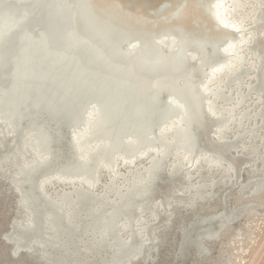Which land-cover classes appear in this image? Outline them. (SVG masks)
<instances>
[{
  "label": "bare ground",
  "instance_id": "1",
  "mask_svg": "<svg viewBox=\"0 0 264 264\" xmlns=\"http://www.w3.org/2000/svg\"><path fill=\"white\" fill-rule=\"evenodd\" d=\"M225 2L177 0L155 6L141 1L133 8L126 0H0V113L24 139L27 135L35 137L44 154L21 177L34 217L17 232L26 244L45 237L46 216L51 215L62 235L79 249L77 232L67 212L48 198L42 186L46 182L51 185L66 182L75 176L82 178L85 174L91 177L101 160L112 161L116 153L126 154L132 160L153 149L146 183L133 184L135 187L132 185L134 188L129 190L126 187V191L119 189L117 202L101 209L99 206V212H95L104 217L105 226L100 227H107L124 247V252L115 259L116 264L127 262L148 244L135 233L121 237L117 225L121 217L131 220L140 212L160 208L157 218L163 213L169 219L171 201L186 194L188 182L195 174L216 168L221 175L219 168L225 166L228 171L222 182L224 186L230 185L237 170L255 159L239 153V148L244 147L247 134L264 139V19L257 13L256 23L247 30L248 37L245 26L225 17L226 11L227 15L238 13L227 9ZM230 3L238 10L241 0ZM171 34H181L183 39L173 42L175 35ZM41 45L50 47L53 55L50 53L49 62H45L47 55H43L42 49L35 48ZM106 48L103 57L100 51ZM191 48L202 52V56L195 53L192 56ZM140 61L144 62L137 64ZM202 68L211 70L218 87L225 83L220 90L224 99L230 102L236 92L245 102L243 111L254 121L250 131L235 130V134L229 135L236 121L232 114L236 113L235 106L225 111V115L224 109L222 112L217 107L219 103L212 105L209 100L206 103L205 93L211 94V89L201 87V79L205 78ZM21 76L25 79H17ZM168 93L172 94L166 96ZM254 97L260 100V105L251 114L250 101L246 100ZM184 98L189 108L182 102ZM91 104L100 110L98 122L94 120L95 132L92 129L96 140L81 156V139L75 138L73 132ZM173 136L186 147L185 153L167 165V158L176 152L178 145L167 140ZM91 150L96 151L95 155L84 156ZM190 151L200 153L195 160L186 161ZM192 154L188 158H193ZM241 157L246 158L243 164L237 160ZM59 172L62 173L57 179H52L54 175L48 177ZM158 181L169 185L159 203L155 201V195L161 191ZM201 186L205 193L214 191L212 185ZM85 191L83 208L90 205V199L92 202L95 199L89 194L90 188L85 187ZM196 196L188 198L191 206L198 201ZM201 198L207 197L203 194ZM238 211L223 212L203 221L204 225L212 231L235 219ZM155 231H151L152 237Z\"/></svg>",
  "mask_w": 264,
  "mask_h": 264
},
{
  "label": "rangeland",
  "instance_id": "2",
  "mask_svg": "<svg viewBox=\"0 0 264 264\" xmlns=\"http://www.w3.org/2000/svg\"><path fill=\"white\" fill-rule=\"evenodd\" d=\"M126 1L130 2L131 7L135 8L134 4L136 5V2L141 1L145 4L153 3L155 6H159V4L166 1L176 2L177 0ZM225 4L230 11L238 12L235 15H227L226 11L225 17L245 26L247 29L244 32L247 36L249 35L247 30L252 28L257 21V13H259L261 20L264 19V0H259V2L258 0H241L238 10L232 6L233 3H230V0H226ZM173 35L175 34H171V37ZM175 36V38L173 37L174 40L171 38L173 42L176 41L175 39L181 40L180 38L183 37L181 34ZM237 37L240 38L241 34H238ZM191 49L192 56H194V53L202 56L201 51V53H198L199 51L196 48ZM100 52L106 53L107 48L102 49ZM102 53L100 56H102ZM105 53L103 57H105ZM192 56L189 55L190 58ZM247 57L251 58L250 56ZM200 58L202 60V57ZM141 62L144 61L137 64ZM202 69L205 72L204 77L206 80L205 78L201 79V87H203L202 89L208 87L211 89V94L205 93L206 103L210 102L209 104L212 105H218L219 103L217 107L221 108L222 112L224 109L223 114L225 115L227 114L225 111L229 108L232 109V105L235 106L233 109L236 113L233 111L232 114L235 115L234 120L236 119V121L233 125L234 130L232 133L229 131V135L235 134V130L236 132L241 130L242 132L250 131L254 121L247 113H244L246 111H243L246 106V104H243L245 102H242L236 92H234V99L230 102L224 99V96L220 94V90L225 88V83L222 82L218 87L216 77L211 76V70ZM219 78L222 79L224 76ZM208 79L211 81L209 82ZM208 82L209 86L206 87ZM182 87H186L185 83H182ZM170 94L172 93H168L166 96ZM177 96L180 99L182 98L179 95ZM246 101H250L248 108L251 109V114H254L253 110L258 108L260 100L254 97L253 100L248 98ZM182 102L187 103V107L189 106L185 98ZM184 103H182L183 106ZM255 104L256 107L254 108ZM220 110L218 109V111ZM99 111L97 105H89L85 111L87 114L84 115L85 117L81 123L77 125L78 127L75 130L71 129V131L74 130L73 136L81 139V149L79 151L81 156L95 144L96 134L92 133V129L95 122H98ZM187 111L189 115V109ZM89 113L92 116H89ZM90 127L92 128L89 134H86ZM167 140L169 143L177 142L178 144L175 148L176 152L166 160L167 165H171L175 159L177 160L178 156L181 157V154L185 153L183 149L186 147H183L182 142L176 140L175 136L173 138L169 137ZM244 140L246 146L239 148V153L251 155L255 159L246 166L243 164L246 158L237 159L243 165L241 169L237 170V174L233 175L232 184L224 186L222 182L228 171L225 166V168H222V166L219 168L221 175L217 173L216 168L212 170L203 169L201 173H197L192 177V181L188 182L186 194L181 195V198L177 200L171 201L170 211L172 213L169 219H167V214L163 213L158 214L160 216L157 218L160 208H156L144 213L140 212L138 216L131 220L126 216L118 220V231L121 237H131L135 233L137 237L146 239L145 242L148 241V244L145 243V247L139 250L135 257L122 264H264V139L247 134ZM136 144L139 147L138 142ZM61 145L65 146V142ZM162 148L166 147L162 146ZM95 152V150H91L84 156L92 157ZM152 152L153 149H149L145 155H138L133 158L134 160H128L129 156L126 154L116 153L112 161L104 162L101 160L98 165L99 168H96L91 177H87L91 174H85L86 176L83 175L85 177L82 176V178L75 176L71 180L69 178L70 182L67 179V183L62 180V183L59 182L54 185L46 182L42 188L45 193L49 194L47 196L50 200L60 204L67 212V217L70 218L75 227L74 230L77 232L75 240L78 242L79 249L62 235V232L56 226V220L51 215L46 216L48 223L45 237H37L26 244L17 232L31 220L33 221L34 217L22 188L21 177L27 167L39 162L44 154L35 137L27 135L24 139L0 113V264H116L115 259L117 260L118 256L124 252V247L113 238L107 227H100V225L105 226V223L102 222L104 217L103 215L98 217L95 212L98 211L99 206L101 209L107 204L117 202L119 200L117 191H126L127 188L128 190L132 189L135 187L133 184L137 185L138 183L137 186H141L144 182L146 183L151 171L152 164L150 163H153ZM198 153L200 151H195L193 153L195 154L194 157L188 158L192 154L190 151L186 161L189 159L195 160L196 156L199 155ZM209 157L207 156V158ZM189 167L191 168V166ZM224 172L225 174H223ZM61 173H53L48 177L54 175L55 177L52 179H57L56 176H60ZM208 182L210 183L207 184ZM203 184L212 185L214 191L205 193L202 191V189H205L201 186ZM157 186L161 187V191L155 195V201L159 203L164 199V190H168L169 185L158 181ZM85 187L90 188L89 194L95 197L93 202L90 199V205L86 206L87 209L83 208L85 200L82 198V193L87 192ZM203 194L207 197L204 200L201 198ZM187 195H191L189 196L191 199L197 195L198 201L195 200L197 202L191 206ZM237 209L239 211L236 213L237 217L235 219L224 223L222 226H217L212 231L204 225L203 221L214 219V216L221 215L223 212ZM84 210L87 212H84ZM153 229H156V231L152 237L151 231ZM47 231L49 234H46ZM144 235H147V238Z\"/></svg>",
  "mask_w": 264,
  "mask_h": 264
},
{
  "label": "water",
  "instance_id": "3",
  "mask_svg": "<svg viewBox=\"0 0 264 264\" xmlns=\"http://www.w3.org/2000/svg\"><path fill=\"white\" fill-rule=\"evenodd\" d=\"M64 2H65V1H64ZM66 4H67V3L65 2V5H66ZM64 7H65V6H64ZM65 8H66V7H65ZM65 8H64V10H65ZM64 13H65V11H64ZM35 48H37L36 50H38V48H41V49H42V52H43V55H45V56L47 55V56H48V57L46 56V58H45V59H46L45 62H46V61H47V62L50 61L49 59H50L51 56L53 55L52 52H50V47H47V46H45V45H41V46H35ZM50 53H51L52 55H51ZM21 78H22V79H23V78L25 79V77H23V76H21L20 78L17 77V79H21ZM22 83H24V82H22Z\"/></svg>",
  "mask_w": 264,
  "mask_h": 264
}]
</instances>
